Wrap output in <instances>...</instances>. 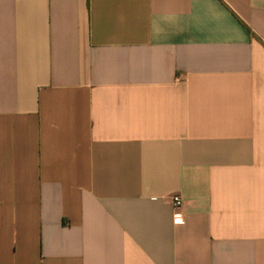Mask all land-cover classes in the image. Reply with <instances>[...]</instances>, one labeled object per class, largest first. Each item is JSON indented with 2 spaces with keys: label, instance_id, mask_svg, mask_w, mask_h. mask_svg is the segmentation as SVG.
<instances>
[{
  "label": "crops",
  "instance_id": "obj_1",
  "mask_svg": "<svg viewBox=\"0 0 264 264\" xmlns=\"http://www.w3.org/2000/svg\"><path fill=\"white\" fill-rule=\"evenodd\" d=\"M0 264H264V0H0Z\"/></svg>",
  "mask_w": 264,
  "mask_h": 264
},
{
  "label": "built area",
  "instance_id": "obj_2",
  "mask_svg": "<svg viewBox=\"0 0 264 264\" xmlns=\"http://www.w3.org/2000/svg\"><path fill=\"white\" fill-rule=\"evenodd\" d=\"M172 205H173L172 221L174 224H181L183 222V216L179 212V209L182 206L181 198L179 196L172 197Z\"/></svg>",
  "mask_w": 264,
  "mask_h": 264
}]
</instances>
